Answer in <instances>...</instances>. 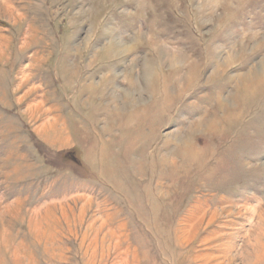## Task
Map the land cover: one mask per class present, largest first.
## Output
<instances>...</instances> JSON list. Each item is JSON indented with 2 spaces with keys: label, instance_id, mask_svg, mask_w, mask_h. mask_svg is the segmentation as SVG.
I'll return each instance as SVG.
<instances>
[{
  "label": "rangeland",
  "instance_id": "374dc122",
  "mask_svg": "<svg viewBox=\"0 0 264 264\" xmlns=\"http://www.w3.org/2000/svg\"><path fill=\"white\" fill-rule=\"evenodd\" d=\"M0 264H264V0H0Z\"/></svg>",
  "mask_w": 264,
  "mask_h": 264
},
{
  "label": "crops",
  "instance_id": "0c3cea01",
  "mask_svg": "<svg viewBox=\"0 0 264 264\" xmlns=\"http://www.w3.org/2000/svg\"><path fill=\"white\" fill-rule=\"evenodd\" d=\"M32 63V62H31ZM36 63V62H35ZM34 64V63H33ZM27 104V103H26ZM27 115V114H26ZM28 116V115H27Z\"/></svg>",
  "mask_w": 264,
  "mask_h": 264
}]
</instances>
